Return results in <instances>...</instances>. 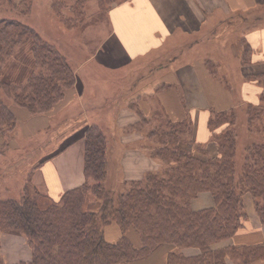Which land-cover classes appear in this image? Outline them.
Masks as SVG:
<instances>
[{
	"label": "trees",
	"instance_id": "1",
	"mask_svg": "<svg viewBox=\"0 0 264 264\" xmlns=\"http://www.w3.org/2000/svg\"><path fill=\"white\" fill-rule=\"evenodd\" d=\"M16 1L0 0V5L9 3L23 14L30 10L31 0ZM97 1L102 6L111 0ZM28 41L32 43L36 70L23 83L7 81L3 71L8 58ZM259 81L264 84V79ZM75 82L67 59L34 29L17 19H0V138L17 123L6 99L32 115L48 114ZM137 112L139 121L127 131L143 133L155 144L148 151L165 163L163 170L130 181L124 193L108 190L104 185L108 176L107 138L99 127L89 126L84 139L85 183L67 190L58 201L45 195L50 202L46 207L28 189L19 200L0 199V233L25 235L33 252L31 262L18 264H134L162 249H169L164 264H227L228 256L236 264H264V243L211 248L214 243L232 238L244 225L248 218L243 203L246 193L253 196L264 224V143L246 149L243 171L237 176L233 109L210 114L208 128L218 147L214 156L194 143L189 120L173 122L158 113L159 124L146 131L152 118ZM263 112L264 90L260 104L247 107L249 128L264 138ZM193 146L207 158L194 155ZM202 192H210L215 205L194 211L191 202ZM89 194L101 200L98 212L85 210ZM112 223L118 224L123 233L115 243L105 238V228ZM130 228L140 235V248L127 236ZM190 247L199 248L201 253L187 257L179 251Z\"/></svg>",
	"mask_w": 264,
	"mask_h": 264
},
{
	"label": "crops",
	"instance_id": "2",
	"mask_svg": "<svg viewBox=\"0 0 264 264\" xmlns=\"http://www.w3.org/2000/svg\"><path fill=\"white\" fill-rule=\"evenodd\" d=\"M258 9H263L260 10L263 13L255 17L252 13ZM108 18L112 30L95 54L97 68L111 76L132 68L139 69L142 66L140 63L147 59L165 57V64H161L154 79L141 80L139 89L129 93L124 90L123 94L138 99L139 110L146 118L153 119L154 115L161 113L173 122L189 120L194 143L204 147L211 156L218 152L208 128L211 112L235 111L239 104H260L264 90V84L259 81L264 79V0H125L109 10ZM211 66L218 74L212 73ZM87 82L80 77L77 79L75 94L79 100L89 89ZM128 98L126 106L119 110L115 119L120 135L119 151L124 152L119 163L124 179L136 181L144 176L137 170L146 172L145 165L155 169L152 167L158 163L141 149L143 133L135 131L127 134V128L140 118L138 112L129 106ZM130 135L136 136L135 143L123 140ZM84 139L78 140L77 146H72L52 161L44 172L48 185L45 186L52 200L58 201L64 192L86 182ZM191 150L197 157L207 158V154L196 146ZM50 171L58 180L55 184L49 181ZM243 203L248 216L244 225L232 238L214 243L212 250L264 243V224L257 214L253 196L246 193ZM214 205L210 192L200 193L191 202L194 211ZM1 234L0 242L4 238L1 264L32 261L33 252L25 235L12 232ZM122 235L116 223L105 228V238L110 243L117 242ZM127 236L135 247L142 246L135 229L130 228ZM168 251L162 249L147 260L134 264H164ZM180 251L187 257L201 253L199 248L194 247ZM226 263L236 264L230 256Z\"/></svg>",
	"mask_w": 264,
	"mask_h": 264
},
{
	"label": "rangeland",
	"instance_id": "3",
	"mask_svg": "<svg viewBox=\"0 0 264 264\" xmlns=\"http://www.w3.org/2000/svg\"><path fill=\"white\" fill-rule=\"evenodd\" d=\"M123 1L125 0H111L101 6L97 0H87L83 4H80L79 0H31L30 10L26 14L19 8L14 9L9 3L0 5V19H17L34 29L43 41L52 45L67 59L75 73L76 82L78 77L89 82V89L86 88L87 93H84L82 100L75 94V82L73 88L64 91L61 101L48 114L32 115L6 99L16 116L17 123L12 131L0 138V199L19 200L28 189L31 195L39 198L37 200L41 206H49L50 202L45 196L48 195L46 187L48 185L44 172L49 169L50 163L65 154L67 149L77 146L85 137L86 127L91 125H96L104 132L109 144L108 176L104 185L116 194L126 191L130 181L124 179L123 168L119 163L124 152L119 151L120 135L116 129L118 124L115 119L119 110L126 106L125 100L129 94H123L124 90L128 93L136 91L141 80L144 82L154 79L161 64H165V57L147 59L140 63L142 66L139 69L136 67L111 76L97 68L95 54L102 48V43L112 30L108 18L109 10ZM260 10L263 9L254 11L252 15L260 16L263 13ZM202 44L205 45V42ZM35 70L32 43L28 41L8 58L3 72L7 81L23 83ZM211 71L218 74L215 67L211 66ZM127 100L133 111L137 112L138 99L130 96ZM248 105L239 104L235 110L237 124L235 123L234 127L238 139L237 176L242 174L246 149L255 143H264L263 136L249 128ZM41 116L46 118H38ZM153 118L150 125L145 127L146 131L150 130V126L159 124V118L157 116ZM127 132L132 134L135 131ZM135 138L136 136L130 135L123 137V140L135 143ZM114 145L117 147L114 148ZM141 146L147 156L152 157L148 150L155 147V144L144 138ZM157 163L158 165L152 167L155 169H149L150 167L145 165L143 168L146 172L138 170L137 172L145 175L150 171L163 170L165 163L160 160H157ZM50 172L49 181L55 184L58 180L55 173ZM101 204L100 199L89 194L85 210L98 212ZM1 233L0 235H3ZM2 240L4 241V238L0 242V259L3 257Z\"/></svg>",
	"mask_w": 264,
	"mask_h": 264
}]
</instances>
